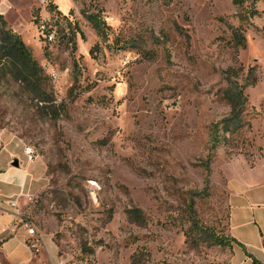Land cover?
<instances>
[{
  "label": "rangeland",
  "instance_id": "rangeland-1",
  "mask_svg": "<svg viewBox=\"0 0 264 264\" xmlns=\"http://www.w3.org/2000/svg\"><path fill=\"white\" fill-rule=\"evenodd\" d=\"M238 1L0 0L53 100L39 108L0 68V132L46 168L40 190L19 199L20 226L48 253L54 244L64 264L241 258L192 229L229 237V181L264 167V0ZM98 11L104 40L84 17ZM231 69L239 80L252 69L257 82L243 128L211 149V126L230 114L221 95Z\"/></svg>",
  "mask_w": 264,
  "mask_h": 264
},
{
  "label": "crops",
  "instance_id": "crops-1",
  "mask_svg": "<svg viewBox=\"0 0 264 264\" xmlns=\"http://www.w3.org/2000/svg\"><path fill=\"white\" fill-rule=\"evenodd\" d=\"M14 161L17 167L12 165ZM260 168L264 169L256 165L241 171L238 181H229L228 234L244 247L232 243L233 254L237 250L242 253L235 264H264V183L257 185L253 180L259 172L264 173ZM45 171L44 163L28 157L19 140L0 132V264H64L55 245L52 243L53 251L48 253L42 239L39 252L31 253L29 237L20 226L19 199L40 190ZM8 202H15V207Z\"/></svg>",
  "mask_w": 264,
  "mask_h": 264
},
{
  "label": "trees",
  "instance_id": "trees-1",
  "mask_svg": "<svg viewBox=\"0 0 264 264\" xmlns=\"http://www.w3.org/2000/svg\"><path fill=\"white\" fill-rule=\"evenodd\" d=\"M234 5L238 4V0H231ZM52 5L49 3V6ZM100 11L93 14H84L85 19L90 24L96 35L104 40L108 36L109 26L102 19ZM177 31L182 33L181 29L177 26ZM75 37V34H73ZM81 37L83 35L81 34ZM236 43L244 45V37L240 36L236 39ZM96 47V46H95ZM119 49V46H116ZM6 70L11 75L13 80L20 84L21 88L30 90L33 100L37 101L39 108H46L47 104L53 100L50 92L47 89V77L43 74L41 68L37 62L33 59L30 49L23 43L20 36L12 33L10 29L6 27V23L0 17V68ZM226 79V86L222 92V100L230 108V114L228 118L222 119L215 123L210 128V143L211 149H215L226 134H237V132L243 128L244 124L241 119V114L247 104L246 89L252 87L257 82V76L254 71L248 70L245 77H241L234 69L228 70L224 73ZM219 125L221 128L219 129ZM249 127V126H248ZM222 131L224 137L219 135ZM205 171L209 173L208 165H206ZM207 182V178L205 179ZM195 231H200L203 235H207L212 238V242L219 246H232L235 243L239 247H244L230 237H222L213 235L211 232L202 229L198 223H194L192 227ZM137 258L133 261V264L137 263ZM255 263V260H253Z\"/></svg>",
  "mask_w": 264,
  "mask_h": 264
},
{
  "label": "built area",
  "instance_id": "built-area-1",
  "mask_svg": "<svg viewBox=\"0 0 264 264\" xmlns=\"http://www.w3.org/2000/svg\"><path fill=\"white\" fill-rule=\"evenodd\" d=\"M41 5H45L46 0H37ZM40 34L45 37L49 42L54 40V34L52 32H48L46 29L45 22H42L39 26ZM25 153L28 157L32 156V153L29 150H25ZM8 206L15 207V202H9ZM27 235L29 237V241L27 242V246L31 253L37 254L39 252V248L41 246V238L36 234L35 230L31 227H27Z\"/></svg>",
  "mask_w": 264,
  "mask_h": 264
},
{
  "label": "water",
  "instance_id": "water-1",
  "mask_svg": "<svg viewBox=\"0 0 264 264\" xmlns=\"http://www.w3.org/2000/svg\"><path fill=\"white\" fill-rule=\"evenodd\" d=\"M12 165H13L14 167H17V166H18L17 161H14Z\"/></svg>",
  "mask_w": 264,
  "mask_h": 264
}]
</instances>
